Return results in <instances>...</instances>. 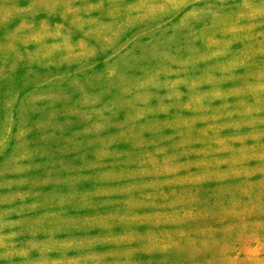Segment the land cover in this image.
<instances>
[{"label": "rangeland", "instance_id": "rangeland-1", "mask_svg": "<svg viewBox=\"0 0 264 264\" xmlns=\"http://www.w3.org/2000/svg\"><path fill=\"white\" fill-rule=\"evenodd\" d=\"M0 264H264V0H0Z\"/></svg>", "mask_w": 264, "mask_h": 264}]
</instances>
